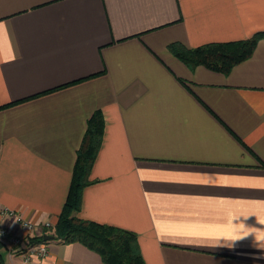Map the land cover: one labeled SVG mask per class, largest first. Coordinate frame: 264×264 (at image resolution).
I'll return each mask as SVG.
<instances>
[{
  "label": "crops",
  "instance_id": "crops-1",
  "mask_svg": "<svg viewBox=\"0 0 264 264\" xmlns=\"http://www.w3.org/2000/svg\"><path fill=\"white\" fill-rule=\"evenodd\" d=\"M258 33L264 0H0V209L54 227L100 111L76 217L134 233L144 264H264V37L228 74L167 48ZM47 242L41 264H64Z\"/></svg>",
  "mask_w": 264,
  "mask_h": 264
},
{
  "label": "trees",
  "instance_id": "trees-1",
  "mask_svg": "<svg viewBox=\"0 0 264 264\" xmlns=\"http://www.w3.org/2000/svg\"><path fill=\"white\" fill-rule=\"evenodd\" d=\"M264 33L253 35L250 39L209 43L188 49L180 43L168 45V51L188 68L197 66L228 74L231 69L248 59ZM104 118L95 111L87 121L82 142L76 153L71 182L64 206L52 228L42 231L51 232L65 244L78 243L99 255L104 264H144L137 237L134 233L109 225H102L75 216L81 208L83 189L91 184L89 175L102 143ZM32 241L42 242L43 235ZM5 250L0 243V264H5Z\"/></svg>",
  "mask_w": 264,
  "mask_h": 264
},
{
  "label": "built area",
  "instance_id": "built-area-1",
  "mask_svg": "<svg viewBox=\"0 0 264 264\" xmlns=\"http://www.w3.org/2000/svg\"><path fill=\"white\" fill-rule=\"evenodd\" d=\"M0 216L2 218H13L19 229L23 230V233L20 235L17 232H10L0 224V243L3 245L9 258H18L17 264H41L48 254V242L32 241L34 238L33 234L36 232L35 226L25 221L12 210L0 209ZM50 227V223L44 224V228ZM41 245L44 246L43 250L40 248Z\"/></svg>",
  "mask_w": 264,
  "mask_h": 264
},
{
  "label": "clouds",
  "instance_id": "clouds-1",
  "mask_svg": "<svg viewBox=\"0 0 264 264\" xmlns=\"http://www.w3.org/2000/svg\"><path fill=\"white\" fill-rule=\"evenodd\" d=\"M255 233V230H249L248 233H246V235H253ZM255 239L258 241H264V232H260L258 235H255ZM43 245L40 246L41 250H43ZM72 245H66L64 250H63V260H64V264H72ZM261 247H264V244H261Z\"/></svg>",
  "mask_w": 264,
  "mask_h": 264
},
{
  "label": "rangeland",
  "instance_id": "rangeland-1",
  "mask_svg": "<svg viewBox=\"0 0 264 264\" xmlns=\"http://www.w3.org/2000/svg\"><path fill=\"white\" fill-rule=\"evenodd\" d=\"M22 217V216H21ZM23 218V217H22ZM3 219V218H2ZM3 221V220H2ZM2 221H0V224L2 225V226H4L3 224H2ZM5 227V226H4ZM52 228V227H51ZM44 230H47V229H44ZM10 232H11V230H9ZM21 231V232H20ZM20 231H18L17 233H19L20 235L23 233V230H21L20 229ZM53 233H52V230H51V232H47L45 235H52ZM40 235H44L43 233H40L39 234V236ZM55 237V236H54ZM44 241V240H43Z\"/></svg>",
  "mask_w": 264,
  "mask_h": 264
},
{
  "label": "water",
  "instance_id": "water-1",
  "mask_svg": "<svg viewBox=\"0 0 264 264\" xmlns=\"http://www.w3.org/2000/svg\"><path fill=\"white\" fill-rule=\"evenodd\" d=\"M55 237L53 235H43V240L44 241H51L53 240Z\"/></svg>",
  "mask_w": 264,
  "mask_h": 264
}]
</instances>
